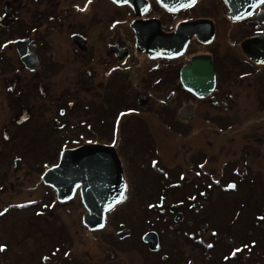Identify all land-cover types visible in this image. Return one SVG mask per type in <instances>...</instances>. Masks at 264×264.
<instances>
[{
    "label": "flooded vegetation",
    "instance_id": "flooded-vegetation-1",
    "mask_svg": "<svg viewBox=\"0 0 264 264\" xmlns=\"http://www.w3.org/2000/svg\"><path fill=\"white\" fill-rule=\"evenodd\" d=\"M227 12L224 0H196L190 7L177 11H168L155 0H149V8L142 16H137L129 6L117 5L111 0H0V159L2 155L4 157L5 147H8L6 143L15 142L18 138L21 126L40 121L50 125V130L44 134L43 154L50 162H43L41 171L37 172L29 165L23 167L19 158L15 163L12 160L10 169L14 183L9 187L4 186V189L14 190L15 183L21 185L31 181L41 185L43 193L49 189L53 192L42 180L44 172L58 164L63 150L95 143L74 141L79 133L89 134L93 129L85 125L70 128L69 118L74 116L77 121L80 116L77 110L83 99L96 98L113 81L121 86L133 87L136 97L145 96V106L142 107L146 108L138 109L137 117L141 120L138 122L142 123L141 127L151 138L157 140L159 154L165 157L178 155L184 147L195 151L210 146L223 151L224 146L220 147L222 142H226L230 149L246 147L251 149V154H229L241 157L238 169L243 178L253 181L251 173L264 171V129L253 128L238 132L239 135H229L231 124L215 128L212 122L214 120L217 124L222 118L237 116L260 129V123L264 121V3L240 19L229 17ZM140 19L158 20L164 34L173 32L181 23L193 21L198 23V31L190 35L184 50L178 55L151 56L138 47L130 27L133 20ZM208 31L211 32L207 34ZM192 59L210 62L214 71L213 89L203 97L188 91L181 77L182 68ZM116 72L119 74L114 78ZM155 99L159 102L157 108ZM178 109L182 117L180 122L173 117V125L166 127L165 123L170 120L167 116L169 111L175 115ZM159 110L162 114L156 115ZM149 117H154L155 121L145 120ZM63 124L65 126L61 127ZM54 132H61V136L54 135ZM224 139L231 140L228 142ZM171 143L174 147L166 153L165 145ZM100 144L115 149L127 190L130 178H127L124 166L127 165L128 155H120L127 153L122 142ZM228 162L225 161L226 166ZM207 163L210 162L205 160V165ZM209 171L213 176V169ZM214 180L217 179L211 177L206 186H211ZM13 193L9 191L6 195ZM180 199L184 206L171 197L163 201L160 208L153 210L151 214L154 218L158 214L161 219L139 236L142 239L146 232L157 235L156 247L142 241L146 252L138 249L142 259L149 264H161L162 260L170 257L167 244L163 241L164 235L168 241L169 229L183 225L187 219L185 213L195 217L198 215L197 208L207 205L206 198L200 195ZM44 202L41 205L43 211L38 214L39 223L44 229L40 227L43 230H36L41 238L58 235L73 239L80 235L84 239V235L89 233L93 234L91 243L99 246L94 247L93 257L78 255L70 258L65 253L73 247L71 240L64 245L63 240L50 239L47 241L49 246L44 263L144 264L133 259V249L126 242L131 239V233L124 238H116L119 231L129 228L124 222L115 221V218L112 224L113 215L127 208L131 202L140 201L122 197L106 213L104 228L97 231H90L83 225L87 210L79 189L68 201L47 197ZM197 220L202 224L203 217ZM45 225L53 227L54 231L46 232ZM144 225L148 227L149 222ZM206 230L205 236L211 239L212 232L208 235ZM105 233L115 236L116 241L111 246L104 239ZM79 245L86 247L90 242L79 240ZM195 250L207 251L196 247ZM223 256L228 255L223 253ZM205 257L210 258L208 254Z\"/></svg>",
    "mask_w": 264,
    "mask_h": 264
},
{
    "label": "rangeland",
    "instance_id": "rangeland-1",
    "mask_svg": "<svg viewBox=\"0 0 264 264\" xmlns=\"http://www.w3.org/2000/svg\"><path fill=\"white\" fill-rule=\"evenodd\" d=\"M55 66L54 64L53 70ZM114 74V78H117L119 73ZM100 93L96 98L83 99L77 110L80 114L77 121L74 116L69 118L70 128L75 129L85 125L93 129L89 134L79 133L78 139H73L77 143L83 140L88 143L95 142V144L121 141L123 149L127 152L120 154L128 155L124 170L130 180L124 197L140 202H131L127 208L113 215L112 224L115 218V221H122L129 228L131 239H127L126 242L133 249V259L149 264L147 260L142 259L138 249L141 248L143 252H146L139 236L142 231L161 219L158 214L154 218L151 214L153 210L160 208L162 202L168 201L171 197L184 206L180 197H185L186 200L200 195L206 198L207 205H200L197 208V216L185 213L187 219L183 225L173 229L169 224L170 244L165 235L163 241L167 244L166 249L170 257L162 260L161 264H185L187 261L192 264H264V219H261L264 217V171L251 173L253 181L247 177L243 178L241 170L238 169V160L242 161L241 157L229 154L237 152L251 154V149L246 147L230 149L226 142H222L220 147L224 146L223 151L210 146L195 151H192L190 147H184L179 150L178 155L170 154L165 157L157 150V148L160 150L157 140L151 138L146 129L141 127L142 123L138 122L141 121L137 117L138 109L146 108L142 107V105L145 106L144 95L136 97L133 87L118 85L116 81H113L111 86H106ZM158 106L159 102L155 99V107ZM155 114L162 113L159 110ZM167 116L170 120L165 123L166 127L173 125L174 118L178 123L182 118L179 109L175 115L169 111ZM145 120L152 122L155 118L149 117ZM33 124L20 127L18 138L15 142L13 141L14 144L12 141L6 143L8 147H5L4 157L2 155L0 159V213H3L0 215V245L5 246V250L0 252V264H46L43 259L49 246L47 241L50 239L63 240L64 245L69 240L72 241V249L65 253L67 257L81 255L93 257L95 256L94 247H99L96 243H91L93 234H85L84 239L80 235L73 239L70 236L59 237L58 235L41 238L40 233L36 231L44 229V226L39 223L38 214L43 211L45 198L56 197L54 191L53 193L49 189L43 193L44 188L37 183H30L31 181H25L21 185L15 183L14 190L4 189V186L9 187L14 183L10 169L12 160L15 163L19 158L23 167L29 165L37 172L41 171L43 162H50V159L43 157L46 140L44 134L50 130V125L42 121ZM212 124L215 128L231 124L229 135L232 133L239 135L238 132L253 128L264 129V121L260 123L259 129L256 125L251 126V123L245 119H238L237 116L222 118L217 124L213 120ZM64 126L63 124L61 127ZM104 129L105 132H103ZM53 134L61 136V132ZM224 140L229 142L231 139ZM169 145H165L166 153L171 152L174 147L173 143ZM204 155L208 157L212 155V157L205 158ZM204 159L210 163L205 165ZM226 160L229 161L228 166L225 164ZM210 169L214 171L213 176ZM211 177L217 180L207 187L206 183L210 182ZM229 185H235V187L231 188ZM9 191L14 193L6 195ZM149 197H155V199L152 200ZM39 200L40 202H37ZM199 217H203L202 224L197 220ZM147 222H149L148 227L144 225ZM203 224L206 228H202ZM45 227L46 232L54 231L51 226L48 228L45 225ZM108 229L110 230L109 227ZM204 229H207L208 235L212 232L211 239L205 236ZM105 235V241L111 246L116 241L115 236L109 233ZM79 240L80 242L89 241L90 245L80 246ZM195 247L207 251L198 252ZM237 248L241 251L236 252L232 257ZM223 253L229 257L223 256ZM206 254L210 256L209 259L205 257ZM221 254V258H218Z\"/></svg>",
    "mask_w": 264,
    "mask_h": 264
},
{
    "label": "water",
    "instance_id": "water-1",
    "mask_svg": "<svg viewBox=\"0 0 264 264\" xmlns=\"http://www.w3.org/2000/svg\"><path fill=\"white\" fill-rule=\"evenodd\" d=\"M117 5H127L137 16L144 15L149 8V0H111ZM161 7L170 11L177 10L181 4H192V0H155ZM196 1V0H195ZM228 16L240 19L248 16L261 3V0H224ZM187 7V6H186ZM198 23H181L168 34L160 30L156 19L133 20L131 29L137 39L138 47L151 56H173L181 53L190 35L198 31ZM211 31H208L210 33ZM206 34V35H207ZM184 86L197 97H203L212 91L214 71L208 61L192 59L181 70ZM43 182L53 188L59 201L65 202L74 197L79 189L80 197L87 210L83 216V225L90 231L104 228L105 216L124 196L126 184L121 162L112 146L103 144H85L65 149L57 165L47 169L42 175ZM174 211L175 209L172 208ZM129 230L123 229L116 236L124 238ZM142 240L151 247L158 243L157 235L148 232Z\"/></svg>",
    "mask_w": 264,
    "mask_h": 264
},
{
    "label": "snow or ice",
    "instance_id": "snow-or-ice-1",
    "mask_svg": "<svg viewBox=\"0 0 264 264\" xmlns=\"http://www.w3.org/2000/svg\"><path fill=\"white\" fill-rule=\"evenodd\" d=\"M89 2H91V0H89ZM192 3L194 4V3H195V0H192ZM261 3H264V0H261ZM186 6H187V7H190L191 4H189V5L181 4V5H180V7H186ZM169 10H170V11H175L176 9H175V8H171V9H169ZM121 115H123V114H121ZM181 179H183V177H181ZM229 187L234 188L235 185H229ZM161 199H163V197H161ZM21 207H22V205H21ZM149 207H151V205H150ZM0 215H3V213H0ZM261 219H264V217H261ZM209 247H212V245H209ZM4 250H5V246L0 245V252H3ZM239 251H241V249L237 248V249L235 250V252H233V255H235L236 252H239Z\"/></svg>",
    "mask_w": 264,
    "mask_h": 264
}]
</instances>
